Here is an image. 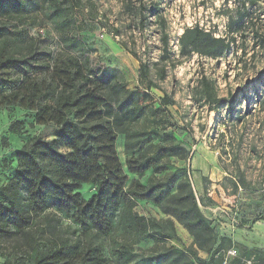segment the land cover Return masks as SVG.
Returning a JSON list of instances; mask_svg holds the SVG:
<instances>
[{"label":"rangeland","instance_id":"1","mask_svg":"<svg viewBox=\"0 0 264 264\" xmlns=\"http://www.w3.org/2000/svg\"><path fill=\"white\" fill-rule=\"evenodd\" d=\"M18 1L20 8L14 9L5 0L0 30L41 53L89 59L115 109L118 103H139L145 111L143 125L160 123L189 151L186 160L172 158L169 170L181 169L180 175L190 177L217 236L264 250V0L247 5L249 21L234 25V33L228 24L244 11V0ZM197 26L234 39L231 50L219 58L183 55L182 36ZM143 65L147 78L141 77ZM203 77L212 82L220 105L206 103ZM13 122L18 123L14 132ZM55 131V126L36 124L32 110H0V189L16 173L17 153L34 138L53 140ZM124 144L121 134L116 148L129 185L138 177L127 170ZM151 176L147 172L139 181L147 185ZM95 190L86 184L80 193L87 200ZM135 210L158 221L169 219L148 201H139ZM27 220L23 232L1 225L0 264H34L39 254L86 237L72 215L56 210H30ZM175 232L178 239L146 240L135 250L148 256L193 247V237L177 221ZM199 255L215 264L210 255Z\"/></svg>","mask_w":264,"mask_h":264},{"label":"trees","instance_id":"2","mask_svg":"<svg viewBox=\"0 0 264 264\" xmlns=\"http://www.w3.org/2000/svg\"><path fill=\"white\" fill-rule=\"evenodd\" d=\"M7 2L14 9L21 6L18 0ZM256 3L243 1L244 11L230 19V33L235 32L234 25L249 21L247 5ZM5 11V0H0V12ZM233 40L197 26L182 36V54L219 58L231 50ZM147 72L143 65L141 77L147 78ZM0 74V110L9 106L32 110L36 124L56 128L53 140L34 138L17 153L16 173L0 189V233L5 232L1 225L23 232L30 210H56L72 215L86 236L39 254L34 264H210L200 252L210 255L212 263L225 264L231 249L237 256L228 264H264V250L217 236L199 207L190 177L180 175L181 169L169 170L172 158L186 160L189 151L160 123L143 125L145 111L139 103H118L115 109L89 59L41 53L34 44L18 43L0 30ZM201 86L207 104L222 103L206 77ZM17 124L13 122L10 131ZM121 134L127 170L138 177L129 185L116 148ZM147 172L152 176L144 185L139 178ZM86 184L96 186L87 200L80 193ZM139 201L153 203L169 219L140 215L135 210ZM175 221L193 237L191 249L138 255L135 247L143 241L178 239Z\"/></svg>","mask_w":264,"mask_h":264},{"label":"built area","instance_id":"3","mask_svg":"<svg viewBox=\"0 0 264 264\" xmlns=\"http://www.w3.org/2000/svg\"><path fill=\"white\" fill-rule=\"evenodd\" d=\"M236 256H237V251L235 249H231L228 252V255H227V259H226L225 264L230 263L231 259H234Z\"/></svg>","mask_w":264,"mask_h":264}]
</instances>
